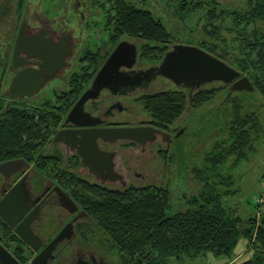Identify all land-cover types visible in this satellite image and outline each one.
<instances>
[{"label":"trees","instance_id":"trees-1","mask_svg":"<svg viewBox=\"0 0 264 264\" xmlns=\"http://www.w3.org/2000/svg\"><path fill=\"white\" fill-rule=\"evenodd\" d=\"M245 3L244 10L229 11L219 8L215 0H179L177 13L180 18H185L200 11L205 20L201 33L207 36V40L195 42L192 39L194 44L188 42L187 45L197 46L223 60L249 79L253 93L258 90L264 93V84L261 83L264 80V33L256 27L264 23V0H246ZM105 5H109L107 29L110 43L115 47L125 36L146 41L148 44L141 47V56L160 62L170 50L172 36L152 12L128 0H106ZM226 16L231 18L232 25L227 31L235 34L231 38L234 46L230 50L226 38L220 33L222 27L217 25ZM82 60L89 61L87 71L90 66H95L97 58L85 54ZM93 69L83 76L74 75L80 76V83L66 95L65 106L54 113H27L19 106H6L0 99V162L12 158L37 159L36 151L52 134L50 122L56 125L61 121L63 113L83 90V84L93 75ZM196 90L189 95L187 90L176 87L144 96L143 105L151 117L150 125L166 131L186 110L201 107L218 92V89ZM237 93L252 94L249 91ZM62 97L57 101L60 102ZM230 102L232 119L227 140L216 141L203 155L202 165L192 168L191 174L198 188L195 194L184 199L180 211H170V194L164 187L111 190L69 177L71 182L68 185H80L79 190L67 194L92 222H96L115 252L132 259L134 264H140L139 260L141 264H173V261L183 264L207 253L231 258L243 238L248 245L251 244L247 250L251 254L237 264H264V201L259 205L263 209L259 224L252 219L247 227L242 226L241 217L229 205V198L235 193V171L256 152V139L262 125L257 114H242L240 98L233 97ZM202 118L201 127L208 126V118ZM188 127L186 123V132ZM184 138V135L174 138L180 142L175 150L181 170L186 157L182 150ZM41 156L43 163L39 159L36 161L39 167H46L49 161L56 162L53 157ZM0 243L23 263L28 261L30 254L24 251L21 241L1 220Z\"/></svg>","mask_w":264,"mask_h":264},{"label":"rangeland","instance_id":"rangeland-1","mask_svg":"<svg viewBox=\"0 0 264 264\" xmlns=\"http://www.w3.org/2000/svg\"><path fill=\"white\" fill-rule=\"evenodd\" d=\"M128 1L134 2L138 7L152 12L153 16L171 33L172 37L169 48L174 44L187 45L188 42L194 44L192 39L195 40V42L207 40V36L201 33V27L204 25L205 21L204 18H201V12L198 11V13L190 17L180 18V13H177L179 0ZM215 1L218 2L219 8L229 11H242L246 8V0ZM76 3H78L77 11L84 13L83 20L79 18L75 11L74 6ZM105 3L106 0H23L22 3L24 9H33L42 5L40 10L52 17L61 14V9L64 10L65 20L70 26H73V28L77 27L75 33L76 35L78 33L77 36L83 40V43L77 47V56L79 55V57L78 60H76L77 62L74 60L71 71L73 70L76 72L80 70L84 73H91L92 68L95 70L93 75L84 83L85 85L89 84L114 49V45L110 43L108 38L107 9H109V5H105ZM81 21L84 22L82 26L79 25ZM217 25L222 27L220 33L226 38L229 45L228 49H232L234 42H232L231 38L235 34L227 31V28L232 27L231 18L226 16L221 22L218 21ZM256 27L264 33V23H259ZM121 39H126L137 45L139 52L137 67L147 68L159 63L148 57L141 56V47L147 45L148 42L127 36ZM85 54L95 55L97 58L95 66H90L87 71L85 70L86 64H81L80 62H83V60H79ZM88 62L89 61L86 60L84 63ZM71 71L67 73L63 81L61 79H54L39 94L34 93L35 95L33 94L34 96L31 98L22 100L19 104V108L27 113H36V111L49 113L53 111L56 103H58V96L69 88L70 80L68 79V75H70ZM241 76L245 75L241 74ZM7 82H9V77L7 76L0 80V88L2 90L4 89L3 87L7 85ZM261 83L264 84V80H261ZM174 89H176V87L171 81L159 78L144 91H138L133 95L120 97L119 99L124 106H129L133 112L130 117L126 113L121 114L117 116L114 121L119 124L125 122L131 125L150 124L151 117L144 109L143 97L160 91ZM211 89H218L217 94L211 100L197 109L186 110V112L176 119L167 129L170 133L181 129L182 132L179 135H184L185 137L182 150L186 157L182 170L179 168V159L175 150L176 145H179L180 142L172 141L169 145H166L161 141V138L158 137L156 142L147 144L144 147L133 144L123 145L120 143L111 146L117 154L115 159L117 171L122 173L128 185H132L128 186L127 189H129V187L141 189L146 186L166 188L170 194V211H180L184 199L195 194L198 188V183L191 174L192 168L202 165L203 155L210 150L216 141L227 140L229 122L232 119L230 101L233 97H238L242 104V114H257L262 125V130L257 135L256 140L258 148L256 152L250 155L249 160L242 163L235 171V186L233 188L235 193L230 196L229 205L235 209L237 215L241 217L243 227H247L252 219H255L254 221L259 224L263 213V209H260L259 205L264 201V197L261 203L256 201L257 197L261 196L260 193L264 183V93L259 90L254 93L252 92L254 90L250 91L252 93L251 95H243L237 92L231 93L230 86L220 82H212L198 88V90ZM0 97H5L2 92L0 93ZM116 99H118V97H109L107 92H103L96 103V105H98L96 108L97 113L102 112L108 104L114 102ZM7 100L8 98H5L4 103ZM69 108L63 113L62 119ZM87 108L89 109V105H87ZM213 113H215L214 116ZM202 117L208 118V126L201 127L203 122ZM186 123L189 125L187 132L183 130ZM50 124H52V122H50ZM55 148L56 147L49 145L47 140L45 143L43 142L35 154L37 159H39L38 161L43 163L40 159L42 157L41 155H51ZM57 148H61L63 155L66 154L62 146L58 145ZM35 164L37 165V162ZM45 166L46 171L49 170L52 174L59 172L64 175L67 181L69 179V182H71L69 177L72 176L74 179H84L86 182L88 181L87 183L92 184L91 181L93 180L90 179L89 176H86L83 172L76 173L72 167H66L65 163H62L61 160L57 163L49 161ZM52 167L54 168L53 170ZM135 173L142 174L144 178L135 176ZM79 185L78 183H70V185L66 186V192L72 193L73 190H79ZM106 186L110 187L109 189L111 190H122L119 184H106ZM53 211H57V207L53 208ZM79 234L80 243H94L97 249L105 252L110 264H134L133 260L124 258L121 254L115 252L108 237L97 227L96 222L85 224L82 232ZM250 245L242 238L235 247L231 258L226 256H214L211 253H207L196 259L186 260L183 264H237L250 256L251 252H247ZM173 264L179 263L173 261Z\"/></svg>","mask_w":264,"mask_h":264},{"label":"flooded vegetation","instance_id":"flooded-vegetation-1","mask_svg":"<svg viewBox=\"0 0 264 264\" xmlns=\"http://www.w3.org/2000/svg\"><path fill=\"white\" fill-rule=\"evenodd\" d=\"M22 3L23 0H0V80L5 76L9 77V82L3 87L4 89L2 90L0 88V93L2 92L5 96L4 98L0 97V99L4 101L5 98H8L5 102L6 106L9 104L11 106H19L22 100L39 94L54 79H61L63 81L67 73L71 71L74 60H78L79 55L77 56V47L83 43V40L77 36L78 33L77 35L75 33L77 27L73 28V26H70L65 20V12L63 9H61V14L52 17L40 10L42 5L33 9H24ZM77 6L78 3L74 6L75 11L79 18L83 20L84 13L78 12ZM79 23V25L82 26L84 22L81 21ZM83 57L79 60L81 61ZM137 61L133 67L134 70H145L159 64H154L147 68H140L137 67ZM80 63L86 64L84 62ZM24 70L28 71L33 77L32 80L28 81V85L25 86V88L29 92L34 90H37V92L30 97L17 96L11 98L9 92L11 81L17 74ZM76 72L72 70L70 75H68V79L70 80L69 88L58 96L64 97L60 99V102L56 103L53 111L49 113L57 112V109L65 106L66 95L68 92L72 91L73 86L79 84L81 80L80 76L75 77L71 75L84 74V72L80 70ZM159 78L165 79L163 77H157L153 82H156ZM92 80L87 85L83 84V86L85 85L83 90L80 91L79 95L66 112V115L63 119L61 117V121L58 124L54 125L51 120L52 124H50L49 129L52 131V134L47 138V141L49 145L56 148L51 155L45 156L55 158L54 161H56V163L61 160L62 163H65L66 167H72L76 173L83 172L93 180L91 181L92 185L97 188L109 189L110 187L106 186V184H119L121 189H127L128 186L132 185H128L122 173L117 171L115 162L117 154L111 146L120 143L123 145L133 144L144 147L147 144L156 142L158 137H160L161 141L166 145H169L182 130L179 129L173 133L167 130H160L167 133L169 137L167 138L164 134L158 133L152 141L147 140L142 144L132 140L122 139L111 141L110 139L100 136L96 137V134H94L97 129L151 126L150 124L131 125L127 124V122L119 124L114 120L117 116L124 113L128 114L130 117L133 112L129 106H124L119 99L120 97L133 95L138 91H144L148 89L153 82L148 86H144V88H136L132 92H129L127 87L117 88L115 92L103 89L97 99L86 101L84 104V111L89 113L90 117L96 118L95 120L100 122L96 125L77 126L76 123L84 121L80 116H73L71 119L72 121L66 122L69 111L79 97L90 88ZM227 85L231 86V84ZM103 92H107L109 97H118V99L108 104L102 112L97 113L96 108L98 105H96V103ZM87 105H89V109ZM184 129L185 127L183 130ZM58 132L62 133L58 136L57 140H55ZM58 145L62 146L64 151H66L65 155L62 154L61 148H57ZM15 159L24 160L25 165L13 172L0 173V200L18 183L20 184L19 193L14 199L11 210L1 209V211L3 216L7 219L17 221L16 225H19L18 230L21 233L27 234L28 231H31L32 234H34L33 239H31L32 245H40V248L38 251H34L32 247L14 233V229L10 228L0 218L11 230L12 234L21 241L20 246L24 251L30 254L28 261L23 263L16 258L8 248H5L20 264H27L58 235L63 227L71 223L70 238H64L56 244L53 251V258L49 260L48 264H110L105 252L97 249L94 243H80L79 233L82 232L85 224L92 221L85 211L80 209L75 201L67 194L66 186L69 184V181L65 179L64 175L59 172L53 173V175L49 170L46 171V167H39L35 164L37 159L30 161L24 158H12L2 162ZM53 169L52 167V170ZM135 176L144 178L142 174L138 173H135ZM62 193H65L77 205L78 209L76 212L70 213L60 206L59 198ZM55 207H57V211L54 212L53 208ZM23 221L25 222L23 223ZM15 244L18 243L15 242ZM138 262L140 264L142 263L141 260Z\"/></svg>","mask_w":264,"mask_h":264},{"label":"water","instance_id":"water-1","mask_svg":"<svg viewBox=\"0 0 264 264\" xmlns=\"http://www.w3.org/2000/svg\"><path fill=\"white\" fill-rule=\"evenodd\" d=\"M137 47L134 43L127 40L120 41L104 61L96 75L91 86L77 100L68 113L66 122L72 121L73 116H80L84 121L76 123L77 126H93L99 121L90 117V114L84 111V104L88 100L98 98L101 90L108 89L114 91L121 87H127L129 92L136 88H144L151 84L157 77H163L171 81L176 87H181L192 92L202 85L212 82H220L224 85L231 84L230 92L252 91L253 86L249 79L241 76L240 72L228 65L223 60L206 52L205 50L192 45L176 44L168 50L158 65L151 66L145 70H134L133 67L137 61ZM31 74L24 70L17 74L11 81L9 92L10 97L31 96L37 90L29 92L25 86L32 80ZM144 84V85H143ZM37 89V88H36ZM62 132H58L56 139ZM169 135L159 129L147 127H118L113 129H97L94 134L112 140H132L137 143H144L147 140L152 141L156 134ZM181 131L179 132V134ZM95 136V135H94ZM95 137V138H96ZM25 165L24 160L15 159L0 163V173L13 172ZM20 184L12 187L0 200V218L12 229L18 237L26 244L38 251L40 245L33 246L32 240L34 234L28 231L23 234L18 230L17 221H11L3 216L1 209L11 210L14 199L18 196ZM60 206L70 213L76 212L77 205L65 194L62 193L59 198ZM25 221H23L24 223ZM71 223L63 227L58 235L49 242L36 256L27 264H48L53 258V251L56 244L64 238H70ZM0 264H20L16 258L0 243Z\"/></svg>","mask_w":264,"mask_h":264},{"label":"built area","instance_id":"built-area-1","mask_svg":"<svg viewBox=\"0 0 264 264\" xmlns=\"http://www.w3.org/2000/svg\"><path fill=\"white\" fill-rule=\"evenodd\" d=\"M261 196L257 197L256 201H258L259 203L262 202V199L264 197V183H263V186H262V191H261Z\"/></svg>","mask_w":264,"mask_h":264}]
</instances>
